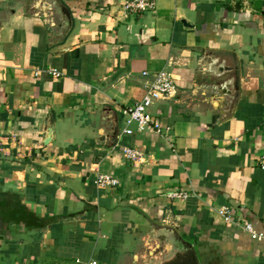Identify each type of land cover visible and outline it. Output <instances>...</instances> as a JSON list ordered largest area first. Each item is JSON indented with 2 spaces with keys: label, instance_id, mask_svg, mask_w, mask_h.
<instances>
[{
  "label": "crops",
  "instance_id": "0c3cea01",
  "mask_svg": "<svg viewBox=\"0 0 264 264\" xmlns=\"http://www.w3.org/2000/svg\"><path fill=\"white\" fill-rule=\"evenodd\" d=\"M36 1L0 0V264H139L169 240L152 226L200 264H264V242L216 212L264 234V0H59L70 27ZM160 71L177 93L150 113L169 132L123 136Z\"/></svg>",
  "mask_w": 264,
  "mask_h": 264
},
{
  "label": "built area",
  "instance_id": "2783aa9c",
  "mask_svg": "<svg viewBox=\"0 0 264 264\" xmlns=\"http://www.w3.org/2000/svg\"><path fill=\"white\" fill-rule=\"evenodd\" d=\"M34 6L36 14L41 15L44 18H49L53 13V7L45 3L43 0H37ZM153 8V0H131L123 5L124 11L132 14L136 12H151L153 11ZM48 74L55 78L61 76V73L52 69L48 70ZM144 75H146V73ZM176 93L177 86L169 73L160 71L154 74L152 80L147 83L146 91L142 98L135 102L132 106L126 107L122 110V115L124 117L122 135L131 136L133 134V130L131 129L132 125L136 126V131L138 133L151 131L157 135L167 134L169 132V127L164 126L158 116L151 114L150 109L155 103L172 99ZM3 145V139L0 137V150ZM121 153L126 160L134 163L142 158V153L132 148L123 147L121 149ZM259 167L261 170H264V153L260 157ZM95 185L101 188L107 186L114 187L118 185V182L108 176L98 175L95 180ZM168 196L172 199H185L187 197L185 194L177 192H171ZM216 212L225 221V223L246 232L250 236L251 240L264 242V234L257 233L250 224L247 222H241L240 218H235L232 210L222 207Z\"/></svg>",
  "mask_w": 264,
  "mask_h": 264
},
{
  "label": "water",
  "instance_id": "95a60500",
  "mask_svg": "<svg viewBox=\"0 0 264 264\" xmlns=\"http://www.w3.org/2000/svg\"><path fill=\"white\" fill-rule=\"evenodd\" d=\"M59 13L65 18L67 27L71 26V17L69 10L63 6L59 0H53ZM118 128L115 126L112 133V144L115 143ZM156 227V228H155ZM156 232L163 231L167 234L168 239L172 242L171 255L157 264H200L194 246L184 240L177 232L164 226H152Z\"/></svg>",
  "mask_w": 264,
  "mask_h": 264
},
{
  "label": "rangeland",
  "instance_id": "374dc122",
  "mask_svg": "<svg viewBox=\"0 0 264 264\" xmlns=\"http://www.w3.org/2000/svg\"><path fill=\"white\" fill-rule=\"evenodd\" d=\"M145 254L141 257L139 264H157L171 255V243L167 239L149 240L144 247Z\"/></svg>",
  "mask_w": 264,
  "mask_h": 264
}]
</instances>
